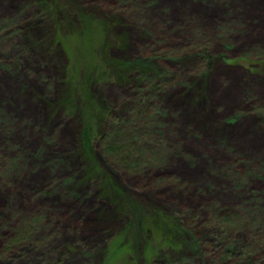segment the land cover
Returning <instances> with one entry per match:
<instances>
[{
	"label": "rangeland",
	"instance_id": "rangeland-1",
	"mask_svg": "<svg viewBox=\"0 0 264 264\" xmlns=\"http://www.w3.org/2000/svg\"><path fill=\"white\" fill-rule=\"evenodd\" d=\"M260 229L264 0H0V264H227Z\"/></svg>",
	"mask_w": 264,
	"mask_h": 264
},
{
	"label": "trees",
	"instance_id": "trees-1",
	"mask_svg": "<svg viewBox=\"0 0 264 264\" xmlns=\"http://www.w3.org/2000/svg\"><path fill=\"white\" fill-rule=\"evenodd\" d=\"M86 23V22H85ZM84 24V23H83ZM89 100H85L87 102ZM86 105V103H85ZM90 105V103H89ZM91 106V105H90ZM89 106V107H90ZM88 107L85 106L84 110ZM89 107L87 108L88 112ZM144 111V112H143ZM138 113V117H142V119L145 118V114L147 113V110H143ZM143 112V113H142ZM82 113H84L82 111ZM82 134V146L85 151L89 152L92 148V143L94 140H96V134H94V131L92 130L91 126L85 127ZM123 151H126L124 148ZM153 215V216H152ZM151 215L150 218H148V224L153 226V223H157V228L162 232V225H165V229L163 235L161 236L162 242L166 243L168 246L173 243V239L178 240V237H180L181 232L186 230V226L184 222L180 223L176 218L171 217L167 214H164L161 212H154ZM215 217L218 218V220L228 228H232L234 225H236V221L238 220L236 216L233 215H220L218 216L217 213ZM159 223V225H158ZM146 227V226H145ZM167 233V234H166ZM182 244V243H180ZM235 247L238 248V245L235 244ZM235 260L232 263L227 264H264V232L258 230L256 236L253 238L250 243H247L245 246H243L235 255ZM210 264V263H207Z\"/></svg>",
	"mask_w": 264,
	"mask_h": 264
},
{
	"label": "bare ground",
	"instance_id": "bare-ground-1",
	"mask_svg": "<svg viewBox=\"0 0 264 264\" xmlns=\"http://www.w3.org/2000/svg\"><path fill=\"white\" fill-rule=\"evenodd\" d=\"M112 218H114L113 214L106 213L102 217H99L98 221L101 223H105V222H108L109 220H111Z\"/></svg>",
	"mask_w": 264,
	"mask_h": 264
}]
</instances>
